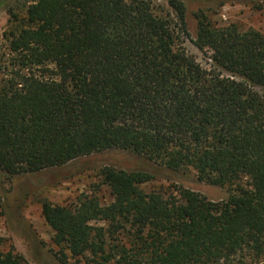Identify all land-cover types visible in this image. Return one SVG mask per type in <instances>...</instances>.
Returning a JSON list of instances; mask_svg holds the SVG:
<instances>
[{"label": "trees", "instance_id": "1", "mask_svg": "<svg viewBox=\"0 0 264 264\" xmlns=\"http://www.w3.org/2000/svg\"><path fill=\"white\" fill-rule=\"evenodd\" d=\"M185 1L167 0L171 18L153 0H29L4 34L0 172L36 174L117 150L228 191L221 201L183 187L154 195L142 188L152 172L104 166L110 203L96 191L41 203L53 243L73 258L264 264V96L253 89L264 87V33L194 13L204 68L182 47ZM0 264L30 263L0 250Z\"/></svg>", "mask_w": 264, "mask_h": 264}, {"label": "rangeland", "instance_id": "2", "mask_svg": "<svg viewBox=\"0 0 264 264\" xmlns=\"http://www.w3.org/2000/svg\"><path fill=\"white\" fill-rule=\"evenodd\" d=\"M27 2L29 0H9L0 9V59L9 56L4 34L14 25V16L20 19L18 22L23 20ZM185 5L189 38L184 40L182 47L204 68H209L211 61L208 52L198 50L193 44L197 31L194 13L203 11L218 26L235 24L243 30L253 28L264 33V0H186ZM153 10L157 15L168 13L173 17L167 0H153ZM253 89L264 96V87L254 86ZM104 166L152 172L154 180L142 188L154 195L183 187L212 201L225 200L228 196L226 188L200 182L191 169L173 173L117 150L81 157L62 167L36 174L9 177L0 172V250H12L30 264H97L91 253L73 258L68 251L53 243L54 231L42 217L41 203L47 200L53 204L68 205L75 203L78 196L94 191L102 203H110L113 198L107 187L100 184L97 175ZM99 225L103 226L102 223ZM62 255L65 257L62 258Z\"/></svg>", "mask_w": 264, "mask_h": 264}]
</instances>
